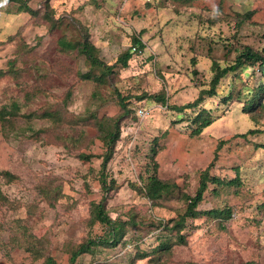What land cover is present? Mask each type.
Listing matches in <instances>:
<instances>
[{"label": "rangeland", "instance_id": "obj_1", "mask_svg": "<svg viewBox=\"0 0 264 264\" xmlns=\"http://www.w3.org/2000/svg\"><path fill=\"white\" fill-rule=\"evenodd\" d=\"M28 3L37 15L0 0V110L17 102L20 113L0 118V264H43L49 254L55 264H70L75 246L103 234L102 224L90 222L91 204L103 195L97 119L125 113L118 94L131 115L122 120L105 169L114 180L107 209L113 218L135 217L137 225H127L117 245H100L75 264H264V90L253 109H244L251 90L264 85L262 70L255 64L230 72L216 95H204L197 109L212 110L216 120L200 134L192 133L196 108L180 117L170 107L210 87L213 61L230 64L245 45L264 52V0ZM83 31L114 65L102 84L83 76L91 69L83 55L59 45L61 37L77 40ZM129 48L128 64L117 62ZM56 109L61 117L36 116ZM83 132L82 145L70 141ZM205 169L227 179L239 172L240 187L210 183L199 206H229L233 214L224 221L199 218L185 229L186 243H175V231L152 224L185 211L184 195L195 194ZM152 175L175 184L155 202L140 189ZM25 226L43 256L18 241ZM159 236L174 242L170 250L158 248ZM141 252L148 255L140 258Z\"/></svg>", "mask_w": 264, "mask_h": 264}, {"label": "trees", "instance_id": "obj_2", "mask_svg": "<svg viewBox=\"0 0 264 264\" xmlns=\"http://www.w3.org/2000/svg\"><path fill=\"white\" fill-rule=\"evenodd\" d=\"M8 2H16L17 11L18 12H29L31 14H38V9L33 8L29 5L28 0H6ZM45 6H50V0H45ZM250 14V13H248ZM59 20V19H58ZM57 20V21H58ZM59 22V21H58ZM56 24V21L53 22L52 26ZM76 24L80 23L76 21ZM84 29L83 25L81 26ZM138 46L136 48H143L144 44L140 38H135L134 41ZM59 45L64 52H73L76 51L84 56V60L90 66L89 72L83 74L85 78L94 80L100 84L106 82V76L110 74L113 69L114 65L107 63L99 56V48L96 46L94 42L90 40V33L87 31L82 32V37L77 40H72L69 37L63 36L59 39ZM136 46V45H135ZM236 56L235 60L230 64L223 65L217 60L213 61V71L214 74L212 79L210 80V87L204 88L200 91V95L193 101L188 102L183 105H175L170 106L167 104V99L164 95L156 94V97L159 100H162L164 104H167L168 107H172L173 109L177 110L180 113V117L185 114V110L187 108H196L198 105L201 104V101L205 98V94L207 95H216L217 94V87L221 83L222 79L230 72L237 71L241 68L246 66H253L255 64L259 65L262 73L264 74V52L261 50H257L250 45H245L243 49ZM133 50L129 48L125 52H123L117 62H121L123 65H127L128 61L133 56ZM43 69V68H42ZM41 70V69H40ZM93 70H99L100 74L92 73ZM4 75V72L0 70V76ZM44 76V74H41ZM40 79V77H39ZM264 90V85H259L257 92L255 90H251L250 94L253 96L251 99H248L244 104V109L246 111H250L257 105L259 102L258 91ZM256 96L254 97V94ZM66 94L71 96L72 91L70 87L67 88ZM119 97V105L125 109V113H121L120 116H117L111 120H98V131L99 137L102 139L104 143V153H103V161H102V173H101V180H102V190L103 195L99 201H93L91 204V218L90 222L95 223L99 222L104 226V232L101 235L96 237H89L88 239L84 240L83 242L79 243L71 250L70 254V264H75L78 257L84 253H93L95 252L100 245L103 246H115L117 245L120 240L122 239L125 231L127 229V225L135 226L137 225V221H135V217H131L129 220L125 221L122 218H113L107 209V199L111 189L114 187V180L108 181V177L105 174L106 166L109 160L112 157L115 145L120 140V132L121 126L123 124L122 120L124 116L129 117L131 115V111L127 109V105L129 102H125V97L121 94H118ZM233 98L232 94L225 96L223 99L224 101L231 100ZM60 110L56 109L55 111H43L41 110L39 114H36L37 118L41 119H50L53 117H61ZM19 105L17 102H13L12 104L5 105L0 110V118L4 119L7 118V115H19ZM32 115V114H30ZM216 117L212 114V110L202 108L200 110H196L194 116L191 119V126H193L192 133L197 135L202 133V131L210 126L216 119ZM6 120V119H5ZM178 120V119H177ZM86 133L80 134L78 138H71V142H77L85 139ZM81 156L90 159L93 154L81 153ZM6 175L11 174L7 171L4 172ZM237 176L235 178H220L217 176H212L209 172V169H205L201 173L200 183L195 192V194H185L184 198L186 201L185 211L182 214H179L177 217L172 218L168 221L167 224H163L161 221L157 223H153L152 225L156 228L164 226L165 230L168 231H175L177 233V237L175 239V243H186V235L185 229L187 226L202 217H207L209 219H218L219 221L228 220L231 218L233 214V209L229 206L226 207H213L210 209H199L201 202L204 200L205 193L209 188L210 183L213 184H220V185H230L234 187H240L243 182L241 180L239 172H237ZM175 184L158 178L155 175L149 177L146 184L142 190L145 196H147L151 201L155 202L160 200L166 193H169L173 190ZM216 193V191H215ZM165 233L163 236H166ZM163 236H159L160 242L158 244V248L161 250H170L173 245V241L170 238H162ZM17 239L21 244H26V249L34 255V257L43 256L42 250L43 248L38 247V245L33 241L32 236H29L28 228L26 226L21 231V233L17 236ZM20 244V245H21ZM140 258L146 257L148 254L147 252H141ZM43 264H55V260L52 255H45V262ZM196 264V263H190ZM252 264V263H251Z\"/></svg>", "mask_w": 264, "mask_h": 264}]
</instances>
